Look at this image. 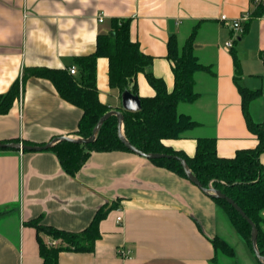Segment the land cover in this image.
<instances>
[{
  "label": "crops",
  "instance_id": "0c3cea01",
  "mask_svg": "<svg viewBox=\"0 0 264 264\" xmlns=\"http://www.w3.org/2000/svg\"><path fill=\"white\" fill-rule=\"evenodd\" d=\"M256 8L252 0H0V95L17 81L20 88L10 110L0 113V141L43 145L62 135L79 137L82 110L51 79L24 78L25 70L76 65L73 75L80 78L77 59L94 53L99 35L112 32L116 20L130 19L131 39L154 56L152 70L169 91L175 86L168 55L173 35L183 46L196 28L194 51L214 69L195 72L199 96L178 104L199 125L166 144L190 156L202 136L216 137L223 157L256 148L259 139L248 126L240 92L260 90L249 110L253 120L264 121V14L256 15ZM245 12L250 16L239 32L223 20ZM96 73L100 99L110 110L123 111L122 92L110 85L107 57L98 58ZM134 81L140 96L155 94L143 72ZM260 159L264 164V151ZM101 208L107 214L94 249L62 250L58 264H259L212 195L149 158L93 150L70 175L52 150L0 149V264H43L38 236L48 245L60 242L30 220L82 231ZM217 235L233 245L234 257L215 258ZM120 246L131 249V256L119 255Z\"/></svg>",
  "mask_w": 264,
  "mask_h": 264
},
{
  "label": "trees",
  "instance_id": "16d2710c",
  "mask_svg": "<svg viewBox=\"0 0 264 264\" xmlns=\"http://www.w3.org/2000/svg\"><path fill=\"white\" fill-rule=\"evenodd\" d=\"M255 14H264V4L257 6ZM196 33L195 28L183 46L179 45L175 35L169 38L168 55L173 61L175 71V86L172 91H169L165 81L153 72L154 56L142 51L140 43L131 39L130 19L116 20L112 32L99 35L96 51L77 59L80 78H76L66 69L51 68H27L24 78L37 75L51 79L59 94L82 110L83 115L76 133L88 138L99 119L111 108L99 96L96 73L98 58L109 59L110 85L119 88L121 92L130 89L138 93L134 80L143 72L155 89V94L141 96V110H123L127 139L144 152L171 154L185 159L204 187L212 186L233 198L255 222L258 229L257 244L264 256V164L260 159V154L264 151V121L253 120L249 110L250 102L260 94V90L240 87L248 126L259 139L256 148L241 149L233 157H223L218 154L216 137L202 136L197 138L196 151L190 156L175 150L165 142L167 139L184 138L199 125L191 115L178 110L179 102H191L199 96L195 90V72H214L213 67L202 63L194 51ZM262 56L264 59V51ZM19 93L17 81L6 94L0 95V113L10 110ZM49 150L58 156L62 167L70 175H75L82 168L93 150L131 151L119 135L117 115H111L103 121L94 141L85 143L63 139L57 141ZM150 160L189 178L180 159L163 157ZM213 198L253 251L251 224L225 198ZM106 214L107 209L101 208L91 224L82 231H68L45 225L40 223L38 218L30 220L39 232L43 231L60 240L57 245H48L40 235L38 236L43 264H58L59 252L62 250L92 251L100 237L99 222ZM212 242L216 250L215 258L218 254L235 256L233 245L225 238L217 235ZM257 260L259 264H264L258 258Z\"/></svg>",
  "mask_w": 264,
  "mask_h": 264
},
{
  "label": "water",
  "instance_id": "95a60500",
  "mask_svg": "<svg viewBox=\"0 0 264 264\" xmlns=\"http://www.w3.org/2000/svg\"><path fill=\"white\" fill-rule=\"evenodd\" d=\"M121 101H122V109L128 110V111H139L142 108V101L141 96L139 93H134L130 89H125L121 94ZM111 115H117L118 117V131L119 135L125 144V146L131 150L132 152L139 154L141 156H144L149 159H155V158H163V157H175L177 159H180L189 179L193 181L195 184H197L204 192L207 194H210L212 196H217L221 198H225L230 204H232L237 211L240 212V214L247 219V221L251 224L252 230H251V240H252V248L256 255V257L264 263V256L261 254L258 244H257V235H258V229L255 224V222L245 213V211L241 208V206L235 202V200L225 193L221 192L220 190H217L210 186L209 188L204 187L202 183L199 181V179L193 174L191 171L189 165L187 164L186 160L175 155L171 154H164V153H147L142 150H140L138 147H136L134 144H132L126 137L125 131H124V113L122 110L113 109L106 112L98 121L96 126L94 127L93 133L90 137L84 138V137H70L66 135L58 136L53 138L51 141L43 144V145H32L28 144L23 141H0V149H17V150H27V151H41L49 149L52 145H54L57 141L63 140V139H69L74 140L77 142H92L96 139L97 134L99 132V129L103 123V121L108 118Z\"/></svg>",
  "mask_w": 264,
  "mask_h": 264
},
{
  "label": "built area",
  "instance_id": "2783aa9c",
  "mask_svg": "<svg viewBox=\"0 0 264 264\" xmlns=\"http://www.w3.org/2000/svg\"><path fill=\"white\" fill-rule=\"evenodd\" d=\"M252 2L255 6L264 4V0H252ZM249 16H250V12H245L240 17H237V18H229L226 15H224L223 20L226 24L232 26L235 32H239L242 29V21L245 19H248ZM103 20L104 18L101 16L100 21H103ZM227 45L229 47H232L233 41H229ZM68 70L71 74H76L78 72V68L76 65H71ZM121 220H123L122 216H118V221H121ZM117 252L122 257L128 258L131 256V249L125 248L124 246L118 247Z\"/></svg>",
  "mask_w": 264,
  "mask_h": 264
},
{
  "label": "rangeland",
  "instance_id": "374dc122",
  "mask_svg": "<svg viewBox=\"0 0 264 264\" xmlns=\"http://www.w3.org/2000/svg\"><path fill=\"white\" fill-rule=\"evenodd\" d=\"M238 235H240V234H238ZM250 247V246H249ZM250 249H251V247H250ZM252 250V249H251ZM253 252V251H252ZM254 253V252H253ZM255 254V253H254ZM257 258V257H256ZM229 261V260H228Z\"/></svg>",
  "mask_w": 264,
  "mask_h": 264
}]
</instances>
